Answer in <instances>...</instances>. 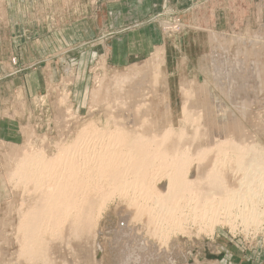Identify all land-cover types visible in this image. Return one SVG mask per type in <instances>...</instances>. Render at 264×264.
Listing matches in <instances>:
<instances>
[{"label":"rangeland","instance_id":"1","mask_svg":"<svg viewBox=\"0 0 264 264\" xmlns=\"http://www.w3.org/2000/svg\"><path fill=\"white\" fill-rule=\"evenodd\" d=\"M94 1L83 0L84 28L49 32L44 0H19L23 14L30 8L44 28L21 31L22 48L0 78V264H264V195L257 190L249 206L262 219L250 222L253 209L238 203L236 209L248 211L222 221L213 233L190 221L182 233L162 240L147 213L102 181L101 195L89 193L93 201L85 202L92 209L88 219L75 223L69 214L59 229H42L37 244L27 241L23 230L44 190L28 180L30 164L56 159L82 136L133 125L143 127L148 140L155 130L161 148L190 149L188 180L197 182L194 187L203 186L200 168L217 162L228 196L241 186L236 146L242 147L239 158L251 147L264 160V0H157L144 24L128 26L112 25L108 2ZM3 8L0 0V20ZM27 20L25 27H32ZM127 28L138 33L136 56L126 44H114ZM4 38L0 21V45ZM30 41L36 46L26 47ZM164 131L169 133L162 142ZM179 132L189 140L176 144ZM201 149L208 152L203 165L195 160ZM152 181L166 191V179ZM82 200L88 201L87 193Z\"/></svg>","mask_w":264,"mask_h":264},{"label":"bare ground","instance_id":"2","mask_svg":"<svg viewBox=\"0 0 264 264\" xmlns=\"http://www.w3.org/2000/svg\"><path fill=\"white\" fill-rule=\"evenodd\" d=\"M136 72L139 71L137 70ZM115 81L117 82V80ZM117 83L121 86L120 84L125 82L122 80ZM128 94L131 93L128 92ZM122 96L123 98L124 96L126 97V93ZM112 121L115 122L114 120ZM123 122L125 125V121ZM152 127H156L155 123ZM136 131L133 125L127 130H120V132L111 130L106 133H104L105 131H93L94 133H92L91 137L82 136L79 142L69 147L67 146L60 155H57L56 159H52L48 163L37 160L34 164H30L34 168V173L28 180L36 188L44 190H40L38 195L42 202L35 205L36 208L34 212L29 214L26 228L23 230L28 242L37 244L40 238L39 234L44 228L48 227L46 230H49V232L59 229L63 222L67 220V216L70 217L69 214L74 215V222L81 221L82 216L85 220L88 219V214H91L92 209L89 207L90 203L87 204L85 202L93 201V199H89V193L101 195L102 186H105L101 184L102 181L115 185V193L124 199H129L130 204L147 213L149 220L153 221L156 228H158L159 236L162 240L167 239L175 231L182 233L178 231L185 229L187 223L191 222L197 223L199 226L198 231H204L207 234L213 233L214 229L222 221L231 222L234 220L233 217L242 216L243 212H247L248 209L244 211L242 208L253 204V196L258 195V191L259 194L264 195V160L257 155L256 149L245 147L244 158H239V150L242 147L233 145L236 146L234 149V155L237 158L234 162L236 170L237 172H242L239 178L241 182L238 183L241 186L228 196L229 192L225 191L222 176L219 174L221 169H219L217 162L213 163L208 170V167L205 169L198 167L199 165L197 166L200 168L198 175L201 174L202 176L200 182L203 186L194 187L197 182L188 180V175L190 174L189 164L192 163V161L189 162L190 149L186 148L187 151L189 150L188 152L185 149L184 152L182 150V154L178 146L171 145L169 149L164 146L161 148L154 141L153 133L155 130L151 131V136L148 140L144 138L146 132L141 133L140 129L138 130L139 132L137 131L138 133ZM167 132L169 133V131H164L159 140L162 142L166 140L168 138L166 137ZM202 133L204 134V132ZM185 134V132L178 134L176 138L178 142L175 143L182 144L184 141H188L189 139L184 136ZM207 136L208 134L206 138H209ZM194 138L196 139L195 136ZM215 142L218 143L217 140ZM167 143L169 144V141ZM188 143L191 142L189 141ZM197 148L194 149L197 150ZM198 151L199 153H196V151L192 152L191 158L196 153L197 158L195 157L196 159H194L203 165L205 158L208 157V155L206 156L208 152L202 151V149ZM188 162L189 164H187ZM36 163L42 166L40 167ZM156 176L167 180L168 187L166 191H159L154 186L152 180ZM41 178H47L48 181L45 184L40 183ZM177 180L181 183L176 184L174 181ZM205 180L211 183L208 185ZM85 193L88 194V201L82 200V196ZM256 198L257 200L261 199L260 197ZM238 203L243 204V207L236 209L237 207L235 206H238ZM252 206L249 207L252 208ZM248 212L250 222H255V220L261 218L258 216V211L256 212L254 209ZM241 221H243V217Z\"/></svg>","mask_w":264,"mask_h":264},{"label":"crops","instance_id":"3","mask_svg":"<svg viewBox=\"0 0 264 264\" xmlns=\"http://www.w3.org/2000/svg\"><path fill=\"white\" fill-rule=\"evenodd\" d=\"M29 1V0H28ZM157 0H104V2H108L106 7L109 8L111 11L110 15V23L112 25H132L135 23L144 24L142 19L144 16L146 17L151 10V13L154 11L155 5ZM195 2V0H192ZM95 1L91 2L93 5ZM3 5V13L2 19L0 20L3 22V28L5 33L7 34V38L4 43L0 45V49L4 48L8 50V54L4 55V53H0V78L3 75H6V69L9 67L11 69L12 65L9 62V58H13L18 55V47L22 48V37L21 31L28 29L35 30L37 27L44 28L41 24L44 22L40 19H36L35 15L30 12V8L28 10V15L23 14V11L20 10L19 7V0H2ZM44 11H45V19L48 24L46 29L49 32L57 31L60 29H65L69 27H76L84 28L86 26L84 19V12L86 10L85 4H83V0H44L43 3ZM47 8V9H46ZM91 9L93 12L95 11V7L92 6ZM31 11H33L31 6ZM27 16L28 24L31 23L32 27L26 28L24 17ZM144 17V18H145ZM93 19V27L97 25L94 19V15H92ZM146 19V18H145ZM141 27V26H140ZM137 28V27H136ZM132 29V30H131ZM52 30V31H50ZM133 28H127L123 30L124 33L121 36V39L115 40L114 44L118 46H127V48H131L136 56L138 51L135 52V44L137 43V39L135 37L138 35L137 31L133 32ZM84 34V32H82ZM79 35V34H78ZM80 36V35H79ZM84 37V35H81ZM79 42V41H78ZM36 46V44L30 41L26 43V47ZM128 48V49H129ZM146 55L148 53V49L146 50ZM34 54L36 52L33 51L32 55L30 56V61L33 62ZM129 55V53H128ZM134 56V55H133ZM115 65H120L121 63L118 58L116 57ZM23 69V68H22ZM20 69V72L22 71ZM14 71L16 69L14 68ZM16 73V77L19 73Z\"/></svg>","mask_w":264,"mask_h":264}]
</instances>
